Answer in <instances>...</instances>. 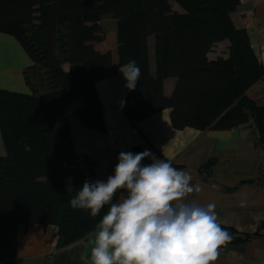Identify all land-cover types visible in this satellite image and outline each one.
Wrapping results in <instances>:
<instances>
[{"label":"trees","instance_id":"16d2710c","mask_svg":"<svg viewBox=\"0 0 264 264\" xmlns=\"http://www.w3.org/2000/svg\"><path fill=\"white\" fill-rule=\"evenodd\" d=\"M239 3L0 0V31L16 36L33 61L25 71L31 93L0 88V127L6 146V155L0 158V264L16 259L18 224L58 226L57 248L62 249L86 239L108 210L106 206L92 217L69 204L83 183L94 178L93 172L86 174L79 166L68 118L76 115L86 126L106 130L95 86L115 73L112 50L95 48L106 38L101 25L105 16L118 22L120 64L135 60L141 69L123 106L129 119L141 120L169 108L176 129L226 130L252 121L264 146V105L247 96L252 85L264 81V64L258 61L247 30L232 22ZM151 36L156 76L150 73ZM223 40L230 42V56L209 59L212 46ZM170 76L178 82L168 97L163 81ZM221 226L232 236L222 247L250 237Z\"/></svg>","mask_w":264,"mask_h":264},{"label":"crops","instance_id":"0c3cea01","mask_svg":"<svg viewBox=\"0 0 264 264\" xmlns=\"http://www.w3.org/2000/svg\"><path fill=\"white\" fill-rule=\"evenodd\" d=\"M180 11V7L173 3ZM234 26L247 30L258 61L264 64V0H240L231 14ZM117 20L105 16L101 25L106 38L95 43L101 52L112 50L115 73L96 82L106 130L86 126L76 115L68 118L69 133L79 166L94 181L113 174L120 152L150 150L156 158H165L178 170L192 176L200 191L187 199L200 205L214 204L221 225L230 226L250 237L238 245L221 247L214 264H264V146L252 121L231 129H176L171 109L161 110L141 120L129 119L123 111L128 90L118 53ZM230 42H216L208 53L211 60L228 58ZM150 73L157 75L155 37H149ZM33 61L16 36L0 31V88L31 93L25 71ZM65 70L69 64H64ZM178 78L164 79V94L170 97ZM247 96L264 105V81L252 85ZM6 146L0 127V158ZM143 164H148L146 160ZM93 168V170H91ZM122 198V195L119 199ZM62 249L57 248L58 226L38 223L18 224L16 259L13 264H91L90 249L94 237Z\"/></svg>","mask_w":264,"mask_h":264},{"label":"clouds","instance_id":"9594fccd","mask_svg":"<svg viewBox=\"0 0 264 264\" xmlns=\"http://www.w3.org/2000/svg\"><path fill=\"white\" fill-rule=\"evenodd\" d=\"M134 90L141 76L135 60L121 70ZM145 158L151 160L143 164ZM106 180L85 181L69 204L96 217L91 264H214L232 236L218 222L214 204L189 201L199 192L189 172L150 150L120 152ZM122 198L117 199V194Z\"/></svg>","mask_w":264,"mask_h":264}]
</instances>
